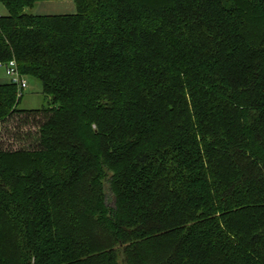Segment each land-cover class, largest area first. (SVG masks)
Segmentation results:
<instances>
[{
    "label": "trees",
    "instance_id": "1",
    "mask_svg": "<svg viewBox=\"0 0 264 264\" xmlns=\"http://www.w3.org/2000/svg\"><path fill=\"white\" fill-rule=\"evenodd\" d=\"M46 1L0 0L48 99L0 84L37 126L0 143V264H264V0Z\"/></svg>",
    "mask_w": 264,
    "mask_h": 264
},
{
    "label": "rangeland",
    "instance_id": "2",
    "mask_svg": "<svg viewBox=\"0 0 264 264\" xmlns=\"http://www.w3.org/2000/svg\"><path fill=\"white\" fill-rule=\"evenodd\" d=\"M39 5L35 9H32V11L36 14ZM4 14H8L7 8L5 5L0 3V15ZM7 77L9 78L5 68L0 66V78L6 79ZM4 79L1 81H4ZM26 80L27 87L24 90L19 91L21 95L23 94V98L19 104V109L31 111L41 109L43 106H47L48 99L43 93L42 83L40 80L33 77H26ZM0 126V143L5 147H28L37 138L35 136L31 139V135H29L31 131L33 133L37 131L36 124H34V122H29L27 125L23 123L21 117L19 116H15L14 119ZM108 202L110 205L114 204V199L111 193H108Z\"/></svg>",
    "mask_w": 264,
    "mask_h": 264
},
{
    "label": "crops",
    "instance_id": "3",
    "mask_svg": "<svg viewBox=\"0 0 264 264\" xmlns=\"http://www.w3.org/2000/svg\"><path fill=\"white\" fill-rule=\"evenodd\" d=\"M76 12V5L73 0H56L42 2L38 9L37 14L39 15H64L74 14ZM6 76V75H5ZM0 78V84L8 83L9 78Z\"/></svg>",
    "mask_w": 264,
    "mask_h": 264
},
{
    "label": "built area",
    "instance_id": "4",
    "mask_svg": "<svg viewBox=\"0 0 264 264\" xmlns=\"http://www.w3.org/2000/svg\"><path fill=\"white\" fill-rule=\"evenodd\" d=\"M0 66L5 68L12 83L18 84L20 90H24L27 87V80L19 73L15 60L10 61L8 64L0 63Z\"/></svg>",
    "mask_w": 264,
    "mask_h": 264
}]
</instances>
